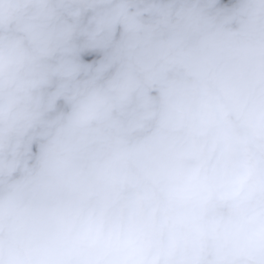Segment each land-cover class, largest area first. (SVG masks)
Masks as SVG:
<instances>
[{"label": "clouds", "instance_id": "1", "mask_svg": "<svg viewBox=\"0 0 264 264\" xmlns=\"http://www.w3.org/2000/svg\"><path fill=\"white\" fill-rule=\"evenodd\" d=\"M0 264H264V0H0Z\"/></svg>", "mask_w": 264, "mask_h": 264}]
</instances>
